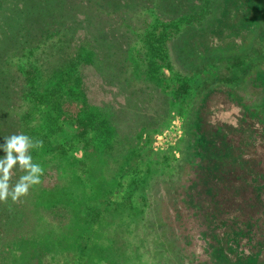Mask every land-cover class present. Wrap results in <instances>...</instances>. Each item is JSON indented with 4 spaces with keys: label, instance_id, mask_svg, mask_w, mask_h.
I'll return each instance as SVG.
<instances>
[{
    "label": "rangeland",
    "instance_id": "374dc122",
    "mask_svg": "<svg viewBox=\"0 0 264 264\" xmlns=\"http://www.w3.org/2000/svg\"><path fill=\"white\" fill-rule=\"evenodd\" d=\"M129 3H100L113 54L73 32L11 61L27 87L19 133L43 141L31 155L44 174L0 202V264H264V246L236 252L222 225L216 242L194 193L223 148L218 125L264 170V0Z\"/></svg>",
    "mask_w": 264,
    "mask_h": 264
},
{
    "label": "trees",
    "instance_id": "16d2710c",
    "mask_svg": "<svg viewBox=\"0 0 264 264\" xmlns=\"http://www.w3.org/2000/svg\"><path fill=\"white\" fill-rule=\"evenodd\" d=\"M129 1L0 0V145L4 144V137L20 132L17 124L21 125V119L17 115V105L20 94L27 96V87L17 88L16 75L11 72V61L18 59L19 54L25 56L26 53L40 60L56 51V44H53L56 40L65 41L73 32L77 33V38H90L89 48L95 58L99 59L98 52L101 50L113 54L115 44L109 40L112 38L110 33L104 32L103 21L106 20H103V6L100 3L119 7L133 4ZM113 12L116 10L113 9ZM60 19L65 25L60 23ZM100 40L106 41L107 46L102 48L96 43ZM32 73L29 70L26 76ZM249 127L252 129V126ZM231 128L226 127L228 130ZM224 129L225 125H218L216 133H212V136L222 135L223 148L216 157L212 155L214 160L208 158L206 171L197 176L194 191L200 200L197 207L205 228L215 236L220 246L223 245L221 237L213 230L222 225L235 232L237 238L233 249L236 252L243 253L246 246L249 254L254 255L264 246V170L251 168L249 163L254 158L251 153L234 152V147L228 142L230 139H226L230 134H225ZM251 129L242 130L245 137L252 136ZM3 156L4 152L0 150V157ZM231 165L244 166V170L238 173ZM14 172L13 183L19 175L18 169H14ZM228 182H234L235 186H226ZM204 199H208L210 204H201ZM223 199L233 203L226 209ZM243 238L248 242L242 247L238 240Z\"/></svg>",
    "mask_w": 264,
    "mask_h": 264
},
{
    "label": "clouds",
    "instance_id": "9594fccd",
    "mask_svg": "<svg viewBox=\"0 0 264 264\" xmlns=\"http://www.w3.org/2000/svg\"><path fill=\"white\" fill-rule=\"evenodd\" d=\"M4 144L0 150L4 156L0 157V202H7L9 198L18 202L28 194L29 189L41 183L44 168L33 161L31 150L43 146L42 140H34L24 133H14L4 137ZM14 169L25 174L13 183Z\"/></svg>",
    "mask_w": 264,
    "mask_h": 264
}]
</instances>
